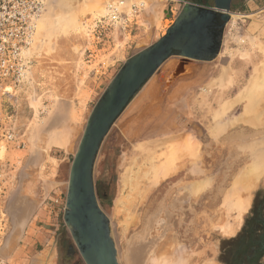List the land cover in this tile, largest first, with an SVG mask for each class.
I'll return each instance as SVG.
<instances>
[{
	"label": "rangeland",
	"instance_id": "374dc122",
	"mask_svg": "<svg viewBox=\"0 0 264 264\" xmlns=\"http://www.w3.org/2000/svg\"><path fill=\"white\" fill-rule=\"evenodd\" d=\"M96 1L49 0L25 54L26 75L18 83H7L1 108L13 138L5 140L0 155V264H40L45 251L49 257L53 253L55 264H86L64 218L71 167L86 124L124 63L142 49L139 40L158 41L176 21L167 0H153L151 7L138 0L150 8L142 27H132L136 35L127 39L122 28L110 27L101 40L91 26L117 0L97 1L106 12L92 7ZM125 1L122 9L134 0ZM181 2L174 3L180 12L189 3L215 5L214 0ZM67 7L79 12L77 24H60L69 13ZM148 11L155 12L151 24ZM229 14L219 55L195 61L189 74L167 86L169 71H164L178 60L171 57L129 103L100 148L94 184L99 205L110 219L120 264H156V259L160 264L165 261L161 256L170 257L171 264H232L236 246L230 241L251 218L257 196L264 199V0H233ZM41 41L45 45L38 50ZM255 87L259 97L249 94L250 99L245 94ZM48 132L63 145L47 146ZM165 138L169 145L172 138H186L192 154L172 163ZM33 165L48 182L42 200L32 199L30 189L23 188ZM128 168L146 176L137 182L141 177L129 175ZM125 176L141 184L137 194ZM123 196L128 202L132 197L131 206ZM33 203L36 208L27 222ZM242 204L247 211L241 220L237 205ZM227 226L236 231L231 233Z\"/></svg>",
	"mask_w": 264,
	"mask_h": 264
},
{
	"label": "water",
	"instance_id": "95a60500",
	"mask_svg": "<svg viewBox=\"0 0 264 264\" xmlns=\"http://www.w3.org/2000/svg\"><path fill=\"white\" fill-rule=\"evenodd\" d=\"M214 1L213 7L185 6L158 41L139 40L142 49L124 63L91 112L71 167L64 216L86 264H120L110 219L99 205L94 184L100 148L129 103L171 57L179 58L173 68L164 71H169L167 86L189 74L195 61H210L219 55L233 0ZM219 21L221 32L214 37L211 26ZM35 195L43 199L41 193Z\"/></svg>",
	"mask_w": 264,
	"mask_h": 264
},
{
	"label": "built area",
	"instance_id": "2783aa9c",
	"mask_svg": "<svg viewBox=\"0 0 264 264\" xmlns=\"http://www.w3.org/2000/svg\"><path fill=\"white\" fill-rule=\"evenodd\" d=\"M181 1L167 0L171 4L172 19L180 14V9L176 10L174 3L181 4ZM47 2L48 0H0V149L5 139L13 138V132L7 127L1 108L2 99L8 89L7 83H18L28 71L24 51L31 46L37 21L46 10ZM146 10L147 4L144 1L133 3L129 13L115 7L112 12L95 18L91 26L93 35L102 40L111 27L122 28L126 38H131L136 35L132 33V27H142Z\"/></svg>",
	"mask_w": 264,
	"mask_h": 264
},
{
	"label": "bare ground",
	"instance_id": "6f19581e",
	"mask_svg": "<svg viewBox=\"0 0 264 264\" xmlns=\"http://www.w3.org/2000/svg\"><path fill=\"white\" fill-rule=\"evenodd\" d=\"M89 1V0H88ZM93 1V0H92ZM96 1V0H95ZM98 1V0H97ZM96 1V3H95V5L91 2L90 4V6H92V4L94 5V6H92V7H94L95 9H100V7L98 6V2ZM102 1V0H101ZM112 1V0H111ZM102 2H104V1H102ZM102 2H100L99 1V3H102ZM135 2H140V1H138V0H134L133 2H131V3H129L128 4V6H126L125 7V9L123 8H121V7H123V6H125L126 5V1L125 0H117V3L116 4H111V2L108 4V6L109 7H111V9H110V11H109V13L110 12H112L113 10H114V8L116 7V9L117 10H121V11H123V12H127V13H129L130 11H131V5L133 4V3H135ZM146 2L147 3H149V5H150V7L152 6V3H153V0H146ZM48 3H49V0H48V2H47V5H48ZM101 7L103 6L102 4L100 5ZM148 6V5H147ZM53 7H54V5H53ZM88 7H89V5H88ZM150 7H147V8H150ZM68 8V7H67ZM66 8V9H67ZM85 8V7H84ZM162 8H163V6H162ZM65 9V10H66ZM68 9H70V8H68ZM67 9V10H68ZM103 10H101L100 9V11H103V12H106L107 11V8L106 7H103L102 8ZM66 10V11H67ZM150 10V9H149ZM68 12L69 13H67V14H65V16H63V18H62V20L60 21V24H64V25H66V24H68V26H70V25H75V24H77V22H78V19H79V12L77 11V13L75 12V11H72V9H70V10H68ZM149 13H147V18H148V20H149V24H151V22L153 23L154 22V16H155V12H153L152 13V11L150 12V11H148ZM43 14V13H42ZM108 14V13H107ZM106 15V14H105ZM41 17V16H40ZM39 17V18H40ZM58 18V17H57ZM39 20V19H38ZM38 22V21H37ZM46 22V21H45ZM47 24V23H46ZM58 25H59V23H57ZM62 24V25H63ZM43 27H44V25H43ZM42 27V28H43ZM78 28V27H77ZM149 28H150V25H149ZM43 30H46V28L45 29H43ZM43 30H42V32H43ZM48 30V29H47ZM34 34L36 35V28H35V31H34ZM43 34H45V33H43ZM35 35H34V38H33V41H32V43H31V46H32V44L34 43V40H35ZM55 44V43H54ZM53 44V45H54ZM45 44H44V42L42 43V41L39 43V44H37V49L39 50V49H41L42 50V48L41 47H43ZM31 46L30 47H28L27 49H25V51H24V53L25 54H28L27 52H28V50L31 48ZM169 64L170 65H173L174 63L173 62H169ZM176 64V63H175ZM174 64V65H175ZM174 67V66H173ZM172 67V68H173ZM261 71V70H260ZM259 73H261V72H258V74ZM257 74V76H259L258 78H256V80L258 81V79L260 78V82H261V78L262 77H264V72L262 73V77L260 76V75H258ZM225 78H227V77H225ZM226 80V79H225ZM264 80H262V82H263ZM259 82V81H258ZM255 83H256V81H255ZM214 84V83H213ZM257 84V83H256ZM256 84L254 85V86H256ZM258 84H260V83H258ZM252 85V86H253ZM251 86V87H252ZM254 86L252 87L253 89H254ZM260 86L261 87H264V82L263 83H261L260 84ZM251 87H249V90H250V88ZM251 88V89H252ZM249 90L246 92V94L245 95H248L249 96V94L251 95V94H253L254 95V93H256V91H257V89H256V87H255V91L254 90H252L251 92H253V93H248L249 92ZM259 93H260V91H259ZM256 94H258V93H256ZM264 96L262 93H260V96ZM252 96V95H251ZM144 97V96H143ZM143 97L142 98H139V100L141 101L142 99H143ZM256 97V96H255ZM257 97H259V94L257 95ZM249 98L251 99V97L249 96ZM263 98V97H262ZM255 99V98H254ZM137 101V100H136ZM140 101H137V102H140ZM254 102V101H253ZM253 105V104H252ZM138 106V105H137ZM251 106V105H250ZM136 107V106H135ZM50 131V130H49ZM53 131H55V128H54V130L53 129H51V132L53 133ZM51 132L49 133L48 132V134H47V136H45L44 138H45V141L44 142H46L45 144L47 145V146H49V147H51L53 144L54 145H58V144H60L63 140H61L60 139V137H55L54 139L53 138H51ZM56 132V134H57V130L55 131ZM55 134L53 133V136H54ZM60 134H58V135H56V136H59ZM61 136V135H60ZM39 137V136H38ZM50 137V138H49ZM187 137V136H186ZM57 139H59V142H58V140ZM166 139V142H164L165 144L167 143V142H169V141H167V139L168 138H165ZM170 139V138H169ZM186 138H184V140L183 141H185V142H187L186 140H185ZM6 141H7V139H5ZM55 140H56V142H55ZM177 140V139H176ZM189 140V139H188ZM43 141V140H42ZM39 142H40V139H39ZM38 142V143H39ZM185 142H180V141H175L173 138L170 140V145L167 143V145L166 146H170L171 147V149H169L168 151L170 152H168L169 154H173L172 156H171V159H173V162H172V160L170 159V157H169V160L172 162V163H174V161H178L179 159H184L186 156H187V154H192L191 153V149H190V147L191 146H189L190 144H188L187 145V143L185 144ZM57 143V144H56ZM163 143V144H164ZM189 143H190V141H189ZM261 143V142H260ZM41 144V143H40ZM159 144V143H158ZM60 145H63V144H60ZM70 145V142H69V144H68V146ZM46 146V147H47ZM73 144L72 145H70V149H72L73 147ZM262 146V145H261ZM61 147V146H60ZM6 148V145H5V142H3L2 143V146H1V149H0V155L3 153V150ZM41 148H43V147H41ZM52 148V147H51ZM263 148V147H262ZM190 149V150H189ZM42 150H44V149H42ZM40 152V151H39ZM190 152V153H189ZM168 156H170V155H168ZM169 160H167V163L169 162ZM153 161V160H152ZM183 161V160H182ZM151 162V161H150ZM179 162V161H178ZM43 163V162H42ZM172 163H168V164H170V166L171 165H173ZM257 163V162H256ZM40 164V163H39ZM152 164V163H151ZM36 165V164H35ZM154 165V164H153ZM181 165H183V164H181ZM256 165H254L253 167H255ZM261 166V165H260ZM144 167V166H143ZM142 167V168H143ZM146 167L147 166H145L144 168H145V170H146V172H147V170H149V172H151L150 171V168H148L147 167V169H146ZM166 167V166H165ZM257 167V166H256ZM130 168H132V167H130ZM130 168H128V170H129V172H130V174L129 175H131V173H135L134 175H135V179L137 178V177H141V174H138V173H136V171L134 172V170L131 172L130 171ZM154 168V167H153ZM259 168V167H258ZM257 168V169H258ZM43 169V165L42 164H40V171ZM140 169V168H139ZM152 169V168H151ZM173 170L172 169V167L171 168H169L168 167V170ZM251 169H253V168H251ZM254 169H256V168H254ZM144 170V171H145ZM155 170V172H156V169H154ZM170 170V171H171ZM175 170V169H174ZM142 171V170H141ZM144 171L142 172V173H144ZM166 171V170H165ZM177 171V170H176ZM249 171H250V169H249ZM252 171V170H251ZM128 171H127V174L126 175H128V173H129ZM137 172H138V170H137ZM145 172V173H146ZM167 172V171H166ZM253 172H254V170H253ZM139 173H141V172H139ZM168 174L170 173L169 171L167 172ZM166 173V174H167ZM171 173H173V172H171ZM248 174V173H247ZM133 175V174H132ZM134 175H133V178H134ZM250 175V174H249ZM252 175V174H251ZM137 176V177H136ZM142 176H146V174L145 175H142ZM253 176H255L254 174H253ZM252 176V177H253ZM126 177V180L128 179L127 178V176H125ZM124 177V178H125ZM129 177V176H128ZM144 177L142 178H137L136 179V181L138 182L139 180H141L142 181V179H144ZM150 177V176H149ZM148 177V178H149ZM242 177H243V175H242ZM247 177V176H246ZM249 177V176H248ZM42 177H41V173H39V168H38V166H31L30 168H29V177L28 178H26L25 180H24V182L23 183H25V185H23V188L25 189V190H29L28 192H30L29 194H31V195H33L32 197V199H35L34 197H36V195L35 194H37V192H42L44 189H43V187H42V190H41V186H43L44 184H45V187H47L46 185L48 184V182L47 181H43L42 179H41ZM151 178V177H150ZM149 178V179H150ZM130 179H131V177H130ZM134 179V180H135ZM146 179V178H145ZM243 179V178H242ZM244 179H245V177H244ZM246 179H248V178H246ZM245 179V180H246ZM252 179V178H251ZM125 180V179H124ZM125 180V181H126ZM133 180V179H132ZM133 180V182H131V181H129V179L127 180V181H129V182H127V183H129L130 184V182L132 183L131 184V187L133 188V186H134V188L136 189V187H137V189L139 188L138 186H141V184L139 185V183H137L136 181H134ZM244 180V181H245ZM141 181H139V182H141ZM240 181L242 182V180L240 179ZM247 181V180H246ZM249 182V181H248ZM129 184H127V185H129ZM138 184V185H137ZM137 185V186H136ZM130 186V185H129ZM134 189V192L136 191V194H137V192L140 190V189H138V191H137V189L135 190ZM131 191V190H130ZM142 192H143V190H141ZM141 192V193H142ZM145 192V191H144ZM43 193V192H42ZM133 195H135L134 193L132 194V196ZM146 195V194H145ZM124 197V196H123ZM122 197V198H123ZM129 197V196H128ZM137 197V198H139V196H133V200H135V198ZM234 197V196H233ZM236 197H238V196H236ZM136 198V201L138 200ZM147 198V197H146ZM235 198V197H234ZM233 198V199H234ZM124 199V201H126V202H128L127 201V198L125 199V197L123 198ZM237 199V198H236ZM239 199H241V198H238V200ZM119 200H121V199H119ZM128 200H129V198H128ZM130 200H132V197L130 198ZM130 200H129V202H130ZM131 201V202H134V201ZM142 200L144 201L145 199H143L142 198ZM238 200H236L234 203V205H236V203H239L240 201H242V200H239V202H238ZM232 200H230L228 203H230ZM234 201V200H233ZM233 201H232V203H233ZM128 202V206L130 205L131 206V203H129ZM243 202V201H242ZM141 203V202H140ZM228 203H227V205H228ZM134 204V203H133ZM117 205V204H116ZM231 205H233V204H230V206ZM243 205H245V204H242V206L241 205H237L239 208V213H238V215H239V219H241L242 220V217H243V215H244V213H245V211H247V207L245 208V207H243ZM127 206V205H126ZM236 206V207H237ZM246 206V205H245ZM228 207H229V205H228ZM129 208H131V207H129ZM233 209V208H232ZM234 210V209H233ZM232 210V211H233ZM120 211V209H118L117 208V212H119ZM121 214H122V211H121ZM130 214H132V213H130ZM120 215V214H119ZM133 215V214H132ZM131 216V215H130ZM126 217V216H125ZM134 218H136V217H134ZM125 219H128V217L127 218H124V220ZM126 221V220H125ZM128 221V220H127ZM133 221H135V219L133 220ZM227 225H229V224H227ZM227 228L229 229H231V233H233V232H235L236 231V228L235 227H232V226H227ZM226 230V229H225ZM166 240V239H165ZM143 247V246H142ZM147 247V246H146ZM161 248V247H160ZM131 250V249H130ZM142 251H143V256H144V253H146L145 252V247H143L142 249H141ZM168 250V249H167ZM147 251V250H146ZM158 251V250H157ZM156 252V251H155ZM49 253L47 252V251H45V252H43V255H42V259H41V263L42 264H55V260H54V256H53V253H52V255H50V257H49V255H48ZM158 254V253H157ZM157 254H154V255H157ZM163 254V253H162ZM174 254V253H173ZM46 256V257H45ZM164 256V255H163ZM173 256V255H172ZM135 257V256H134ZM145 257V256H144ZM165 257V256H164ZM164 257H162L161 256V259H164L165 261H161V260H159V261H161L162 262V264H163V262H164V264H167V263H165V262H167V261H171V259L169 260V258L170 257H167V259H165ZM159 259V258H158ZM129 261V260H128ZM136 261V260H135ZM154 261H155V259H154ZM156 261H158L157 259H156ZM155 261V263L156 264H158L159 262H156ZM138 262V261H137ZM161 262H160V264H161ZM169 262H168V264H169ZM40 263V262H39ZM40 263V264H41ZM134 263H136V262H134ZM138 263H140V262H138ZM146 263H147V261H146ZM172 263V261L170 262V264ZM131 264H133V263H131ZM145 264V263H144Z\"/></svg>",
	"mask_w": 264,
	"mask_h": 264
},
{
	"label": "trees",
	"instance_id": "16d2710c",
	"mask_svg": "<svg viewBox=\"0 0 264 264\" xmlns=\"http://www.w3.org/2000/svg\"><path fill=\"white\" fill-rule=\"evenodd\" d=\"M251 218L230 242L236 246L231 253L232 264H264V199H255Z\"/></svg>",
	"mask_w": 264,
	"mask_h": 264
},
{
	"label": "flooded vegetation",
	"instance_id": "af4514ba",
	"mask_svg": "<svg viewBox=\"0 0 264 264\" xmlns=\"http://www.w3.org/2000/svg\"><path fill=\"white\" fill-rule=\"evenodd\" d=\"M189 4H195V3H189ZM188 5V4H187ZM186 5V6H187ZM197 5H199V4H197ZM202 6V5H201ZM207 7V6H206ZM220 21L219 22H215L212 26H211V32H212V35L214 36V37H217L218 36V34H219V32H221V29H220ZM228 23V22H227ZM227 25V24H226ZM226 27V26H225ZM215 46H217V42L215 43ZM175 58H179V57H175ZM171 62H173L172 60H171ZM174 63V62H173ZM155 88H156V79H155ZM165 87V86H164Z\"/></svg>",
	"mask_w": 264,
	"mask_h": 264
},
{
	"label": "crops",
	"instance_id": "0c3cea01",
	"mask_svg": "<svg viewBox=\"0 0 264 264\" xmlns=\"http://www.w3.org/2000/svg\"><path fill=\"white\" fill-rule=\"evenodd\" d=\"M143 95H144V93H143ZM45 181V180H44ZM42 187H43V189L45 190L46 189V187H45V184L43 185V186H41V190H42ZM36 203V202H35ZM31 205V204H30ZM35 208H36V206H35V204L33 203L32 205H31V209H30V211H29V213H28V216L27 217H25L24 219H25V221H29L30 219H31V217H32V215H33V213H34V211H35ZM25 227V226H24ZM24 227H20L19 228V231L20 232H22V230H23V228ZM25 232L27 233V231L25 230Z\"/></svg>",
	"mask_w": 264,
	"mask_h": 264
}]
</instances>
